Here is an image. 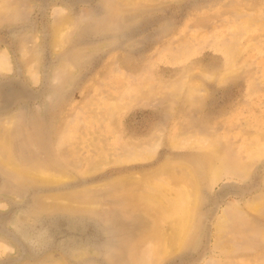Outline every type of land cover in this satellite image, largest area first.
Instances as JSON below:
<instances>
[{
	"label": "rangeland",
	"instance_id": "374dc122",
	"mask_svg": "<svg viewBox=\"0 0 264 264\" xmlns=\"http://www.w3.org/2000/svg\"><path fill=\"white\" fill-rule=\"evenodd\" d=\"M2 53L0 264H264V0H0Z\"/></svg>",
	"mask_w": 264,
	"mask_h": 264
},
{
	"label": "bare ground",
	"instance_id": "6f19581e",
	"mask_svg": "<svg viewBox=\"0 0 264 264\" xmlns=\"http://www.w3.org/2000/svg\"><path fill=\"white\" fill-rule=\"evenodd\" d=\"M8 65H9V63H8V57H7V54H5V53H2V54H0V68H2V69H9L8 68ZM233 72V71H232ZM155 145V144H154ZM152 153V152H151ZM93 168V167H92ZM218 168V167H217ZM216 172H217V170H216ZM50 173V172H49ZM46 175H48L47 173H46ZM217 175V174H216ZM52 178H54L53 176H51ZM42 179V178H41ZM144 181H146V180H144ZM150 184V183H149ZM151 187V186H150ZM153 187V186H152ZM155 187V186H154ZM168 189V188H167ZM151 191V190H150ZM178 191V190H177ZM183 196H184V194H183ZM182 196V197H183ZM180 197V196H179ZM181 197V198H182ZM184 198H187V197H184ZM189 199V198H188ZM182 200V199H181ZM257 200V199H256ZM183 201V200H182ZM181 201V202H182ZM183 203H185V208H184V211H183V213H184V215L183 216H180L179 217V219L177 220L178 222H176V223H178V232H177V234H176V244H177V246H180V244L182 243V241H183V239L185 238V236H186V233H187V228H188V222H189V215H190V213H191V211H192V203L191 202H189V200H187L186 199V201H183L182 202V204ZM164 204V203H163ZM181 203H180V205H182ZM250 205V204H249ZM251 206H253V205H251ZM258 206V205H257ZM173 231V230H172ZM171 244V243H170ZM170 246V245H169ZM174 246V245H173ZM2 247H4V248H10L9 246H7V245H2V243H0V248H2ZM168 247V246H167ZM169 248V247H168ZM168 248H167V250H168ZM177 248H179V247H177ZM1 250V249H0ZM9 250V249H8Z\"/></svg>",
	"mask_w": 264,
	"mask_h": 264
}]
</instances>
